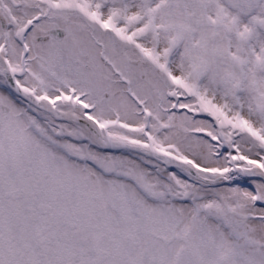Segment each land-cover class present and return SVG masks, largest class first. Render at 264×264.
<instances>
[{
	"label": "snow or ice",
	"instance_id": "obj_1",
	"mask_svg": "<svg viewBox=\"0 0 264 264\" xmlns=\"http://www.w3.org/2000/svg\"><path fill=\"white\" fill-rule=\"evenodd\" d=\"M0 264H264V0H0Z\"/></svg>",
	"mask_w": 264,
	"mask_h": 264
}]
</instances>
